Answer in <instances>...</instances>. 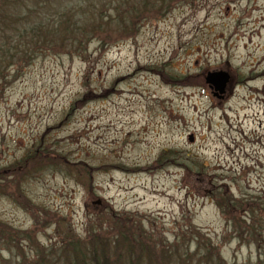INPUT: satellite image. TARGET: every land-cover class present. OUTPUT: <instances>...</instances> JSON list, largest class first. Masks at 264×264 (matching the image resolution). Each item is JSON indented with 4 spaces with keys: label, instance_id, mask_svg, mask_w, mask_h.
I'll list each match as a JSON object with an SVG mask.
<instances>
[{
    "label": "rangeland",
    "instance_id": "1",
    "mask_svg": "<svg viewBox=\"0 0 264 264\" xmlns=\"http://www.w3.org/2000/svg\"><path fill=\"white\" fill-rule=\"evenodd\" d=\"M3 5L49 25L0 90V264L132 229L155 257L200 233L227 264H264V0Z\"/></svg>",
    "mask_w": 264,
    "mask_h": 264
},
{
    "label": "trees",
    "instance_id": "2",
    "mask_svg": "<svg viewBox=\"0 0 264 264\" xmlns=\"http://www.w3.org/2000/svg\"><path fill=\"white\" fill-rule=\"evenodd\" d=\"M18 8V5H12L9 7L8 5L0 6V90L2 88V84L8 80V75L10 70L18 72L19 67L16 66L22 58L25 57L26 50L32 49V45L26 40L27 38L33 39L35 43L38 45L44 42L45 38L38 36V30L41 31L40 27H46L39 24L37 28V33L32 31L33 23L29 25H19L18 13L17 11H8V9ZM25 12V11H23ZM59 27V26H58ZM58 27H54V31L58 32ZM70 32V31H69ZM68 33V32H67ZM72 36L69 34L65 35V39L69 37L72 39H68L67 41L71 45H75L77 41L76 34L72 33ZM47 39V38H46ZM70 50H74L70 48ZM14 62L13 64H11ZM222 207L219 206V210L222 213ZM126 220V218H125ZM228 224L227 229L230 228V221L226 218V225ZM103 226L101 225L100 230H102ZM134 233L133 241L134 243L122 242L121 239H117V244H108L106 242L100 241L98 238L101 236V232L88 233L87 240H80L71 243L65 242V245H62L64 242H61L62 249L56 250L55 248L50 247L49 255L52 258L53 264H227L225 260H223L220 256V245H216L211 243L210 240H204L201 237V234L198 233L195 237L191 238V241H187L182 239L181 244H179L178 239L175 244L169 246L168 244L164 245V243L160 242V245H155L156 249H160V258H168L167 261L158 263L155 260L158 257H155L154 254L147 253L142 248L147 247L146 241L143 240V244L141 243V239H136L137 233L142 235V231L140 229H132ZM118 236H123V230H117ZM247 235L251 234L252 231L250 229L247 230ZM98 234V235H97ZM97 235V236H95ZM144 235H147L145 232ZM127 236L130 237V233H127ZM117 235L113 240H116ZM136 237V238H135ZM241 236H238L240 239ZM141 238V236H139ZM241 240V239H240ZM193 243V244H192ZM194 246V249L190 251V245ZM221 244V241H220ZM99 245V247H97ZM115 250V254L112 251ZM140 254H135V253ZM141 252H145L148 255L145 258L146 262H139V257H141ZM63 260V262H62ZM73 260V263H71ZM262 264V263H256Z\"/></svg>",
    "mask_w": 264,
    "mask_h": 264
},
{
    "label": "water",
    "instance_id": "3",
    "mask_svg": "<svg viewBox=\"0 0 264 264\" xmlns=\"http://www.w3.org/2000/svg\"><path fill=\"white\" fill-rule=\"evenodd\" d=\"M206 82L207 84H213L215 90L222 92L228 82V75L226 73H208Z\"/></svg>",
    "mask_w": 264,
    "mask_h": 264
},
{
    "label": "bare ground",
    "instance_id": "4",
    "mask_svg": "<svg viewBox=\"0 0 264 264\" xmlns=\"http://www.w3.org/2000/svg\"><path fill=\"white\" fill-rule=\"evenodd\" d=\"M258 100V99H257Z\"/></svg>",
    "mask_w": 264,
    "mask_h": 264
}]
</instances>
